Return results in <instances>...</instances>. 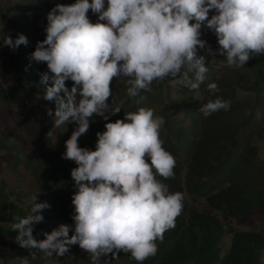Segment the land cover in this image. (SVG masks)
Instances as JSON below:
<instances>
[{
  "label": "clouds",
  "instance_id": "obj_1",
  "mask_svg": "<svg viewBox=\"0 0 264 264\" xmlns=\"http://www.w3.org/2000/svg\"><path fill=\"white\" fill-rule=\"evenodd\" d=\"M89 10L97 15L96 23L90 22ZM210 11L215 14L209 18ZM46 20L45 38L37 41L29 59L47 65L40 83L45 86L43 99L55 103L53 127L76 125L62 154L77 165L70 172L76 188L71 198L74 224L41 232L44 239H36L33 226L42 222L40 212L50 205L35 203L34 196L30 213L15 217L12 224L15 242L30 250L32 259L37 252L64 256L78 245L90 254L92 264L109 254L119 259L120 252L142 262L156 255V241L162 242L164 233L175 227L183 209V194L170 193L156 178H174L176 164L160 139L164 118L139 107L105 123V131L96 133L95 150L80 147L78 139L94 114L108 121L106 113L121 111L108 104L113 78L127 79L129 98L151 91L153 81L181 74L180 84L198 89L208 72L198 54L207 47L200 38L202 26L214 33L216 54L229 66L243 67L264 54V0H75L56 4ZM0 41L13 51L27 44L23 34L15 39L5 35L2 22ZM69 80L71 88L66 86ZM207 89L220 91L215 82ZM230 106L217 97L198 111L208 117ZM20 260L29 264L28 256Z\"/></svg>",
  "mask_w": 264,
  "mask_h": 264
},
{
  "label": "trees",
  "instance_id": "obj_2",
  "mask_svg": "<svg viewBox=\"0 0 264 264\" xmlns=\"http://www.w3.org/2000/svg\"><path fill=\"white\" fill-rule=\"evenodd\" d=\"M72 3L75 0H0V22L13 39L29 30L30 39L42 41L48 12L56 4ZM213 14L210 11L209 18ZM87 15L90 22H97L91 10ZM200 38L207 47L198 54L208 68L205 81L196 89L200 94L179 83L181 74L153 81L151 91L141 90L138 97L129 98L127 79L113 78L108 104L121 111L106 113L108 121L99 115L90 118L88 131L78 139L80 147L95 150L96 133L105 131V123L123 119L124 113L139 107L153 109L154 116L165 121L160 129L162 146L176 161L174 178H156L170 193L184 197L175 227L164 233L162 242L156 241L155 256L137 262L130 253L120 252L119 259L109 254L99 264H261L263 260L264 163L249 139L264 135V54L231 70L226 58L216 54L219 45L214 33L202 26ZM35 46L29 39L14 51L6 46L8 54L0 60V72L7 79L6 87L0 83V264H21L20 258L26 256L29 264L54 258H64L66 264H92L90 254L77 245L64 256L44 257L37 252L32 259L30 250L15 242L17 233L12 231L15 217L30 213L34 196L35 203L50 205L40 212L42 222L33 226L36 239H44L41 232L74 224L71 198L76 188L70 172L77 165L62 154L76 125L53 127L55 103L43 99L45 86L40 83L47 65L29 59ZM212 62L222 69L211 73ZM244 70H251V77ZM188 75L192 78L193 73ZM213 82L220 89L215 94L207 89ZM72 83L66 81V86L71 88ZM217 97L230 101V109L208 117L198 111Z\"/></svg>",
  "mask_w": 264,
  "mask_h": 264
},
{
  "label": "rangeland",
  "instance_id": "obj_3",
  "mask_svg": "<svg viewBox=\"0 0 264 264\" xmlns=\"http://www.w3.org/2000/svg\"><path fill=\"white\" fill-rule=\"evenodd\" d=\"M49 1H53V0H49ZM3 24V23H2ZM26 34H24V36L26 37V39L28 40L29 39V41L30 40H32V44L34 43V44H36L37 43V41H35V39H30V35H31V33L32 32H30L29 30H26ZM3 33L5 34V35H8L9 34V31L6 29V27L3 25ZM211 37L210 36H207L206 38H205V40L207 41H210L211 39H210ZM29 44H30V42H29ZM0 45H2V42L0 43ZM30 46V45H29ZM7 54H8V48H6V46H0V60H2V59H4V56H7ZM207 54H210L209 52L207 53ZM225 66V65H224ZM226 67V66H225ZM209 68H211V73H217V72H219L222 68L221 67H219L218 65H217V63H215V62H212V64L210 65V67ZM227 68L228 69H230V68H232L231 70H234L235 68H237V67H234V66H229L228 64H227ZM0 70H1V68H0ZM252 73H251V70H244V75L246 76V77H248V76H250ZM251 77V76H250ZM192 79H194V74H193V76H192ZM0 83L4 86V87H6V84H7V79L5 78V76L2 74V72H0ZM130 85L127 83V87H129ZM126 92H127V90H126ZM195 92H196V89H195ZM197 93V92H196ZM199 94H200V92H198ZM197 93V94H198ZM191 97H194V94H191ZM174 98H175V96H174ZM196 99V98H195ZM181 116H182V114H180ZM93 117H95V114L93 115ZM92 118V117H91ZM263 134H264V130H263ZM262 137L263 138H257V137H255V136H252L249 140V142H250V144L252 145V146H255L256 148H257V157H259V159L261 160V161H263V163H264V135H262ZM46 217V216H45ZM252 220L254 221V220H256V218H252ZM50 224L51 223H49V226H50ZM263 228H264V221H263ZM78 246V245H77ZM78 250H80V251H83L79 246H78V248H77ZM102 258V257H101ZM263 260H262V262H261V264H264V256H263V258H262ZM66 262V260L63 258V260L62 259H56V258H54V259H46V260H44L41 264H66L65 263ZM76 262V261H75Z\"/></svg>",
  "mask_w": 264,
  "mask_h": 264
}]
</instances>
